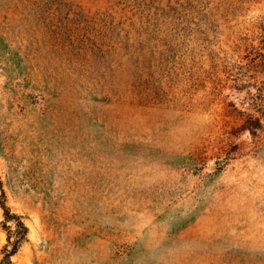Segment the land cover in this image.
Wrapping results in <instances>:
<instances>
[{
  "label": "rangeland",
  "instance_id": "obj_1",
  "mask_svg": "<svg viewBox=\"0 0 264 264\" xmlns=\"http://www.w3.org/2000/svg\"><path fill=\"white\" fill-rule=\"evenodd\" d=\"M1 190L12 264H264V0H0Z\"/></svg>",
  "mask_w": 264,
  "mask_h": 264
},
{
  "label": "trees",
  "instance_id": "obj_2",
  "mask_svg": "<svg viewBox=\"0 0 264 264\" xmlns=\"http://www.w3.org/2000/svg\"><path fill=\"white\" fill-rule=\"evenodd\" d=\"M258 125H260V123ZM1 197L2 201L0 202V207L3 210L5 221L11 222L12 226L5 225L8 229V243L4 247L3 258L1 259L0 264H12L10 258L17 252L20 244L26 239L28 229L22 220V216L12 213L9 207L5 205L3 201V198L5 197L3 190H1Z\"/></svg>",
  "mask_w": 264,
  "mask_h": 264
}]
</instances>
